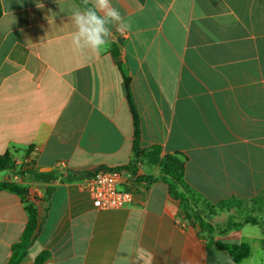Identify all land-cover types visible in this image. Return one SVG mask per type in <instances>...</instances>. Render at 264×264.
<instances>
[{
    "label": "crops",
    "instance_id": "0c3cea01",
    "mask_svg": "<svg viewBox=\"0 0 264 264\" xmlns=\"http://www.w3.org/2000/svg\"><path fill=\"white\" fill-rule=\"evenodd\" d=\"M0 1V157L9 153L16 165L0 181L26 188L39 220L20 264H37L45 251L43 264H222L215 254L230 255L184 217L180 200L153 179L156 166L144 159L135 174L126 169L135 138L127 93L141 148L182 154L187 183L208 203L257 196L264 0H112L131 28L113 27L100 54L71 45L79 0ZM30 164L33 175L19 173ZM99 169L121 173V189L133 192L128 206L93 205L84 180ZM28 220L21 196L0 190V264ZM217 239L250 245L232 264H264L259 226Z\"/></svg>",
    "mask_w": 264,
    "mask_h": 264
},
{
    "label": "trees",
    "instance_id": "16d2710c",
    "mask_svg": "<svg viewBox=\"0 0 264 264\" xmlns=\"http://www.w3.org/2000/svg\"><path fill=\"white\" fill-rule=\"evenodd\" d=\"M81 2V0H79ZM2 15V7L0 1V17ZM134 114L135 138L133 143L134 159L126 166V169L135 174L139 161L147 160L152 166L159 169L158 176L153 178L156 181L164 182L168 186L170 195L180 200L183 215L186 219H193L200 227L201 233L207 240L208 245L215 246L218 250L227 252L234 262H240L250 255L251 248L246 243H229L217 239L218 236H225L230 231L240 230L243 226L251 224L261 228L263 239L262 247L264 249V190L257 196L238 202V198H231L218 202L217 204L208 203L200 194H198L185 179V163L186 158L182 154H166L161 156V149L158 147L144 150L139 142V122L138 115L133 105L130 93H127ZM14 158L8 153L0 157V171L15 168ZM21 174H32L33 170L22 171ZM33 175V174H32ZM141 179H149V177H140ZM152 179V178H151ZM0 190H8L21 196L25 208L29 214V220L25 226L20 240L12 246V255L8 264H20L23 256L28 248L32 245L38 231L39 220L38 210L30 203L26 196L28 190L10 181H0ZM207 206L211 214L214 212H229L233 209L238 211H248V215L236 220L231 218L226 226L217 228L212 222L203 217L200 207ZM49 257L48 252H42L37 257V264H43Z\"/></svg>",
    "mask_w": 264,
    "mask_h": 264
},
{
    "label": "clouds",
    "instance_id": "9594fccd",
    "mask_svg": "<svg viewBox=\"0 0 264 264\" xmlns=\"http://www.w3.org/2000/svg\"><path fill=\"white\" fill-rule=\"evenodd\" d=\"M73 31L71 45L77 52L102 53L111 44L113 27L121 34L130 30L131 24L114 7L112 0H81L69 17ZM218 262L232 264L226 254H215Z\"/></svg>",
    "mask_w": 264,
    "mask_h": 264
},
{
    "label": "built area",
    "instance_id": "2783aa9c",
    "mask_svg": "<svg viewBox=\"0 0 264 264\" xmlns=\"http://www.w3.org/2000/svg\"><path fill=\"white\" fill-rule=\"evenodd\" d=\"M15 180L21 179L19 174ZM121 173L112 169H99L84 180L93 205L102 210L128 206L133 200V192L121 189Z\"/></svg>",
    "mask_w": 264,
    "mask_h": 264
},
{
    "label": "rangeland",
    "instance_id": "374dc122",
    "mask_svg": "<svg viewBox=\"0 0 264 264\" xmlns=\"http://www.w3.org/2000/svg\"><path fill=\"white\" fill-rule=\"evenodd\" d=\"M199 210L202 212L203 217H205L208 221L217 224L218 227L226 226V224L231 218H235L236 220L239 221L241 220L242 217L248 215V211H244L243 214L242 211H238V212L230 213L229 216L224 214L215 217L216 214H211V211L207 210L205 206L200 207Z\"/></svg>",
    "mask_w": 264,
    "mask_h": 264
},
{
    "label": "water",
    "instance_id": "95a60500",
    "mask_svg": "<svg viewBox=\"0 0 264 264\" xmlns=\"http://www.w3.org/2000/svg\"><path fill=\"white\" fill-rule=\"evenodd\" d=\"M34 167V164H30L28 168H25L24 171L32 170Z\"/></svg>",
    "mask_w": 264,
    "mask_h": 264
}]
</instances>
